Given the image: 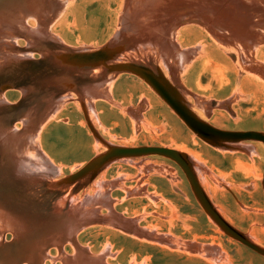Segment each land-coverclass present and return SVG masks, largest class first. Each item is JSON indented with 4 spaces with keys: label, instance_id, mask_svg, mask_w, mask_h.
<instances>
[{
    "label": "rangeland",
    "instance_id": "rangeland-1",
    "mask_svg": "<svg viewBox=\"0 0 264 264\" xmlns=\"http://www.w3.org/2000/svg\"><path fill=\"white\" fill-rule=\"evenodd\" d=\"M117 44L116 62L153 64L211 125L264 132V0H0V80L21 83L0 92V264H264L168 157L114 159L60 194L43 183L109 145L175 148L264 247L263 142L202 139L132 73L51 67L55 54Z\"/></svg>",
    "mask_w": 264,
    "mask_h": 264
},
{
    "label": "water",
    "instance_id": "water-1",
    "mask_svg": "<svg viewBox=\"0 0 264 264\" xmlns=\"http://www.w3.org/2000/svg\"><path fill=\"white\" fill-rule=\"evenodd\" d=\"M125 48V45L117 44L114 46L106 45L101 49L92 50L89 52L55 54V57L57 58L56 60H54V63H52L51 67L58 70L72 69V67H77L82 69L83 71H89L91 69H94V67L101 65L106 69V72L132 73L148 83L176 112V114L185 122V124L202 139L214 145H223L226 147L231 146L234 143L247 140L261 141L264 143V132L262 131L225 130L213 126L205 120L201 119L188 106L179 91L173 85H171L165 79V77L162 76L160 70L153 64L137 61L116 62L118 55ZM48 66H50V64H48ZM1 70L3 69H0V73H2ZM20 85V80H17L15 78L7 80L4 78L0 80V92L4 91L7 88L20 87ZM88 123L94 135L99 138V135L91 125V122L88 121ZM146 155H161L175 161L185 173L196 199L205 210V212L211 217V219L227 235L264 256V247L255 243L251 238H249L246 234L229 223L222 216V214L214 206L207 193L203 189L202 185L200 184L193 163L189 160L186 154L175 148L150 145H109L107 151L91 159L77 172L53 183L46 180H43V183L47 184L60 194L62 190H65L72 185L79 186L89 181L114 159L124 157H139ZM48 177L49 175L45 176V178ZM83 223H88V221L85 220L80 224L76 223L72 224L73 226L70 225L67 229H65L64 234L59 236V240L56 239V241H60L62 239L64 240V238L73 239L75 231H77L81 225H84Z\"/></svg>",
    "mask_w": 264,
    "mask_h": 264
},
{
    "label": "crops",
    "instance_id": "crops-1",
    "mask_svg": "<svg viewBox=\"0 0 264 264\" xmlns=\"http://www.w3.org/2000/svg\"><path fill=\"white\" fill-rule=\"evenodd\" d=\"M246 168V167H245ZM242 169H243V167H242ZM247 169V168H246ZM244 170V169H243ZM246 171V170H245ZM196 174H197V172H196ZM197 176H198V174H197ZM198 179H199V181H200V184L202 185V187H203V189L205 190V192L207 193V195H208V197L210 198V200L212 201V203L214 204V206L218 209V211L222 214V216L229 222V223H231L226 217H225V215L221 212V209H220V207L217 205V203L214 201V199H213V196L209 193V190H208V186L207 185H209V183L208 184H206V183H204V180H207V178H205L204 177V179H201L199 176H198ZM208 182V181H207ZM262 184H263V181H262ZM264 187V186H263ZM232 224V223H231ZM233 225V224H232ZM234 226V225H233ZM237 228V227H236ZM238 229V228H237Z\"/></svg>",
    "mask_w": 264,
    "mask_h": 264
}]
</instances>
